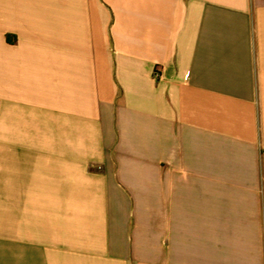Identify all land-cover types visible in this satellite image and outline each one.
<instances>
[{
  "label": "crops",
  "instance_id": "1",
  "mask_svg": "<svg viewBox=\"0 0 264 264\" xmlns=\"http://www.w3.org/2000/svg\"><path fill=\"white\" fill-rule=\"evenodd\" d=\"M0 123V264H264V0H0Z\"/></svg>",
  "mask_w": 264,
  "mask_h": 264
},
{
  "label": "rangeland",
  "instance_id": "2",
  "mask_svg": "<svg viewBox=\"0 0 264 264\" xmlns=\"http://www.w3.org/2000/svg\"><path fill=\"white\" fill-rule=\"evenodd\" d=\"M0 126H1V129H2V125L0 123ZM3 132H4V124H3ZM6 140L4 138H0V162H3L4 161V154L2 155L1 154V150H5L6 148Z\"/></svg>",
  "mask_w": 264,
  "mask_h": 264
}]
</instances>
